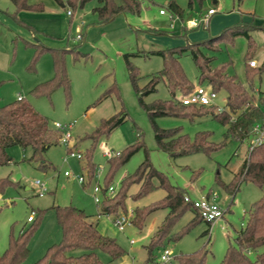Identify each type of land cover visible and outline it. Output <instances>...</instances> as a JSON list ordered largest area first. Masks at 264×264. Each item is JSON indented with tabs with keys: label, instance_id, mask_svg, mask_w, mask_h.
Instances as JSON below:
<instances>
[{
	"label": "rangeland",
	"instance_id": "1",
	"mask_svg": "<svg viewBox=\"0 0 264 264\" xmlns=\"http://www.w3.org/2000/svg\"><path fill=\"white\" fill-rule=\"evenodd\" d=\"M61 1L65 3V0ZM142 1L139 15H118L112 21L101 24L92 13L97 0H89L82 8L71 10V14H67L66 5L63 7L54 0H29L31 4L41 3L43 11L21 10L16 13L19 22L11 17L15 8L9 0H0V105L24 97L35 110L48 118L52 129L54 122H59L70 125L71 134L66 143L59 141L45 152L44 160L49 164L46 168L29 160V147L22 149L14 144L8 148L10 162L0 166V178L7 177L14 184L6 186L0 194V254L7 248L11 236H18L20 231L32 224H36V228L28 240L29 255L24 264L33 263L50 244L60 241L61 231L56 222L54 206L73 205L96 218L98 207L94 201L93 185L96 181L103 185L109 171L108 156L104 151L115 154L137 142L142 143L143 147H139L112 172L110 184L116 191L122 178L133 173L144 160L146 148L149 161L165 174L169 184L184 189L191 200L200 196L214 197L224 213L208 223L194 217L195 211L187 208L172 224L168 237L153 248L150 260H147L145 246L167 215L166 207L151 210L141 227L130 224L123 231L112 225L111 216L100 214V233L114 239L124 251L113 261H109L106 253L97 251L104 264H160L159 258L164 249L170 250L172 256L167 264H176L178 256L203 249L206 251L203 264H220L228 244L234 242L236 231L241 228V223L245 224L251 206L263 196L264 183L257 186L242 182L233 195L225 192L222 186L229 184L240 169L248 147L245 141L224 138L227 126L210 113L225 106V90L216 91L212 104L205 107L207 112L200 111L191 118L166 115L155 118L158 127L180 128L191 140L197 132H208V140L216 145L223 143L213 151L172 158L157 147L152 124L138 97L141 96L146 103L173 97L163 80L157 83L155 91L136 94L128 76L124 54L135 52L130 61L139 74L137 86L143 88L149 78L162 68L161 57L152 54V50L202 42L220 34L227 27L249 21L256 26L249 35L254 44L250 54L257 67L249 69L246 66L248 42L245 36L221 42L213 64L228 62V74L235 75L257 99L264 91V0H202L200 4L193 0L190 8L187 0H173L182 9L181 19L185 24L189 19L199 17L200 13L204 14L208 8L216 9L206 27L183 32L179 17L167 9L171 0ZM160 9L166 14H159ZM22 13L29 18H22ZM172 20L173 28L170 27ZM77 35L81 37L77 38ZM39 47L43 51L33 62L37 55L35 50ZM50 49L63 52L68 89L57 87L49 96L32 95V88L53 75ZM179 61L188 80L194 87L198 85V71L191 56L184 53ZM112 84L116 87L115 92L111 91L103 97ZM199 85L210 88L205 81ZM175 97L181 96L176 94ZM119 112L126 114L121 124L108 133L99 134L94 140L87 137L102 119ZM70 147L76 156L69 155ZM89 149L94 173L99 172L98 177L94 174L90 179L91 173L88 174L85 169V153ZM79 154L81 157H78ZM78 176H83L85 182L80 183ZM37 180L45 187L41 195ZM151 184L153 189L137 200L130 196L139 191L136 183L131 184L123 195L116 193L112 198L115 196V200L120 201L117 207L123 203L127 210L137 209L144 213L163 200L166 194L156 178L151 179ZM39 211H42L41 217ZM28 216L34 220L29 222ZM263 251L264 244L250 251V257ZM79 252L74 250L72 254Z\"/></svg>",
	"mask_w": 264,
	"mask_h": 264
},
{
	"label": "trees",
	"instance_id": "2",
	"mask_svg": "<svg viewBox=\"0 0 264 264\" xmlns=\"http://www.w3.org/2000/svg\"><path fill=\"white\" fill-rule=\"evenodd\" d=\"M54 1L63 7L66 5L68 7L67 11L71 14V10L82 8L89 0H65V3L61 0ZM196 1L199 4L202 2V0ZM236 1L241 2L243 0ZM9 2L15 8V13L11 17L17 22L19 20L16 13L21 10L43 11L41 3L31 4L29 0H9ZM97 2L98 4L92 8V13L97 16V20L101 24L112 21L120 14L139 15L143 3L142 0H97ZM192 2L193 0H187L189 8L192 7ZM167 9L172 15L182 16L181 7L173 0L168 2ZM254 28L256 26L252 23L240 22L232 27H227L220 34L202 42L152 50V54L161 57L162 68L149 78L143 88L137 86L136 82L139 74L130 61V57L135 55V52L124 54L128 76L136 94H147L155 91L157 83L163 80L173 97V99L155 100L150 103L144 102L141 96L138 97L140 105L147 112L152 124L157 147L172 158L195 152L213 151L223 145V143L216 145L208 140V132H197L194 139L191 140L187 134L180 131V128L163 129L155 123V118L159 115L191 118L200 111L206 110V106L184 105L179 98L175 97L176 94L180 96L187 95L194 87V84L185 76L179 61L180 56L184 53L191 56L198 71L199 84L205 81L215 92L219 89L225 90V106L220 111L214 112L211 110L210 113L214 119L227 126L224 138L230 137L239 142L245 141L248 145L247 156L240 169L233 175L229 184L222 185L225 192L232 195L238 190L242 182H251L257 186H261L264 183V141L249 149L254 137V133L251 131L252 126L255 123L264 125V91L256 99L235 75L228 74L226 69L228 62L217 65L213 64V62L216 58L215 54L220 51L219 45L221 42L232 41L237 36L246 37L248 42L247 61L252 59L250 51H253L254 44L249 32ZM34 45L35 47L37 46L36 44ZM42 51L43 49L40 47L35 50L37 55L35 54L33 62ZM50 52L53 75L32 88L30 90L32 95L49 96L57 87L68 89L69 82L65 73L63 52L58 49H50ZM246 66L249 69L257 67H251L248 64ZM262 67H264V61ZM112 85L103 97L109 95L111 91L115 92L116 87L114 84ZM125 118L126 114L119 112L109 118L102 119L100 125L87 137H91L94 140L99 134L108 133L121 124ZM59 135L55 128L52 129L50 127L48 118L35 110L24 97H18L12 102L0 105V166L10 162L7 149L14 144L20 143L30 148V161L38 162L42 168L48 167L49 164L44 160V154L51 145L59 142ZM139 147H143V144L137 142L108 158L109 171L104 177V186L110 185L114 169L126 162ZM69 150H72L71 147ZM144 152V160L133 173L127 174L122 178L120 187L114 194L123 195L131 184L136 183L139 185V191L130 196L133 200H137L153 189L151 184V179L153 178H156L159 186L165 190L166 194L163 200L155 203L144 213L135 209L131 220L133 225L141 227L151 210L158 207H166L168 209L167 215L157 227L149 244L145 246L147 260H150L153 248L158 247L162 244L163 239L168 237L172 224L184 210L187 208L192 209L195 211L194 217L198 219H201V217L192 203L184 200V189L169 184L165 174L156 169L149 161L146 148H144ZM85 160V169L88 174L91 173L89 175L90 179L94 175V164L91 162L90 149L85 153ZM13 184L14 182L7 177L0 178V194L6 186ZM114 197L102 198L97 204L98 214L116 216L127 212L125 204L122 203V206L117 207L120 201L115 200ZM53 209L56 222L61 231V239L56 243L50 244L44 254L31 264H104L99 259L97 251L106 253L109 261L119 258L124 253L114 239L100 233L96 224L88 220L89 215L83 209L73 205L54 206ZM38 214L41 217L42 211H39ZM136 217H138V220H136ZM35 228L36 224H32L29 228L20 231L18 236L9 238L7 248L0 254V264H24L25 259L29 255L28 240ZM263 244L264 194L251 206L245 224L241 225V228L236 231L234 242L233 244H228L220 264H264V251L255 253L253 258L250 257V251H255L257 247ZM74 250H79L80 252L72 254ZM205 253L206 251L203 249L190 254L180 255L176 258V264H203Z\"/></svg>",
	"mask_w": 264,
	"mask_h": 264
},
{
	"label": "built area",
	"instance_id": "3",
	"mask_svg": "<svg viewBox=\"0 0 264 264\" xmlns=\"http://www.w3.org/2000/svg\"><path fill=\"white\" fill-rule=\"evenodd\" d=\"M213 12L214 9H209L205 14L199 15V17L189 19L186 24L182 23L181 20V25L187 29L206 27L208 24L209 17ZM159 13L165 14L166 12L163 9H160ZM67 14H70V12L67 11ZM170 18L172 19L173 16L171 15ZM80 37V35H77V38ZM248 65L251 67L257 66L256 61L254 59L248 60ZM215 97V91H213L211 88H205L204 86L198 84L193 88V90L190 91V93L179 97V100L184 105L193 104L196 106H209L212 104V101ZM220 110H222V108H217V111ZM54 128L59 131L60 142L66 143L71 138V134L69 131L70 125H62L59 122H54ZM251 131L254 133V137L249 149L264 141V125L255 123L252 126ZM68 153L70 156H76L72 150H68ZM104 154L108 156V158L113 155L108 151H104ZM115 154H117V152ZM78 157H81V155L79 154ZM65 174H67V172H65ZM94 174L98 177L99 172H95ZM78 181L80 183H84L85 179L83 176H78ZM36 184H38V186L40 187L39 194L41 195L45 191V187L43 183L39 182L38 180L36 181ZM115 191V187L111 184L106 187L104 186V184L100 185L99 182L96 181L93 185L94 201L98 204L103 197L112 196ZM184 200L191 202L193 207L198 211L201 219L207 221L208 223H211L223 216L224 210L221 209L219 204L215 201L214 197L211 198L209 196H200L195 200H191L187 195H184ZM132 218L133 210H127L126 213H120L116 216H111V223L117 230L123 231L125 226L132 224ZM32 219L33 218L31 216H28L27 218L28 221H32ZM241 225H243V223H241ZM130 242H133V240H131ZM171 259L172 256L170 250L164 249L159 258L160 264L170 263Z\"/></svg>",
	"mask_w": 264,
	"mask_h": 264
},
{
	"label": "crops",
	"instance_id": "4",
	"mask_svg": "<svg viewBox=\"0 0 264 264\" xmlns=\"http://www.w3.org/2000/svg\"><path fill=\"white\" fill-rule=\"evenodd\" d=\"M209 9H214V12L210 15V17H212L214 14H215V12H216V9L215 8H208L207 9V11L209 10ZM25 11H27V10H25ZM206 11V12H207ZM33 12H42V11H33ZM67 12V11H66ZM205 12V13H206ZM204 13V14H205ZM160 14V13H159ZM166 14V13H165ZM165 14H161V15H165ZM120 15H124V14H120ZM200 15H202V13H200ZM20 16L22 17V18H24V19H27V18H29V16H27L25 13H22V14H20ZM178 17V16H177ZM209 17V18H210ZM195 18V17H194ZM179 19H180V22H179V26H180V30H181V32H183V31H185L187 28H185V27H183L182 25H181V17H179ZM246 23H251V22H249V21H247ZM208 25V24H207ZM170 27L171 28H173L174 27V24H173V20L170 22ZM193 29V28H192ZM246 64H248V61L246 62ZM257 64V63H256ZM18 145H20L21 147H22V149H25V148H28V147H25V146H23V145H21L20 143H17ZM7 153H8V149H7ZM89 215V214H88ZM100 214H98V212H97V215H96V218H93V217H90L91 215H89V217H88V220L89 221H92V222H94L95 224H96V227H97V229H98V220H99V216ZM106 215V214H105ZM108 217L110 216V215H107ZM28 218V217H27ZM29 222H31V221H29ZM110 222H111V217H110ZM99 230V229H98ZM131 243H133V242H131Z\"/></svg>",
	"mask_w": 264,
	"mask_h": 264
}]
</instances>
